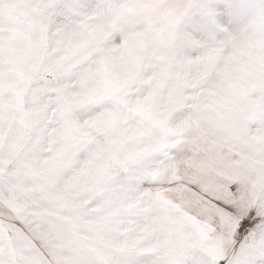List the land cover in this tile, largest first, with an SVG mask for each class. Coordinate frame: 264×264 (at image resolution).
Returning <instances> with one entry per match:
<instances>
[{"label": "snow or ice", "instance_id": "6c2138e0", "mask_svg": "<svg viewBox=\"0 0 264 264\" xmlns=\"http://www.w3.org/2000/svg\"><path fill=\"white\" fill-rule=\"evenodd\" d=\"M0 264H264V0H0Z\"/></svg>", "mask_w": 264, "mask_h": 264}]
</instances>
